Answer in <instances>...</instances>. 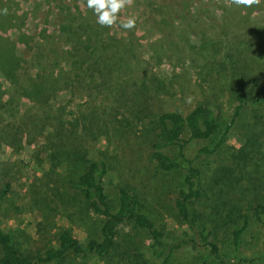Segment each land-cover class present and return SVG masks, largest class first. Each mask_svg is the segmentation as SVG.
Returning a JSON list of instances; mask_svg holds the SVG:
<instances>
[{
	"label": "trees",
	"instance_id": "1",
	"mask_svg": "<svg viewBox=\"0 0 264 264\" xmlns=\"http://www.w3.org/2000/svg\"><path fill=\"white\" fill-rule=\"evenodd\" d=\"M208 1L142 0L154 29L137 32L100 26L86 0L26 12L0 0V264H187V246L204 254L193 264H232L217 246L224 229L234 250L253 224L264 233V0ZM190 141L202 143L193 159ZM7 148L41 170L22 196L33 230L1 228L21 173ZM201 157L224 162L208 183Z\"/></svg>",
	"mask_w": 264,
	"mask_h": 264
},
{
	"label": "rangeland",
	"instance_id": "2",
	"mask_svg": "<svg viewBox=\"0 0 264 264\" xmlns=\"http://www.w3.org/2000/svg\"><path fill=\"white\" fill-rule=\"evenodd\" d=\"M16 1L18 4V11H31L33 7L40 3L41 0H12ZM195 2L200 1H205V0H194ZM213 1V0H211ZM211 1H208V3H211ZM136 2L140 5V7L137 8ZM70 3V2H68ZM142 0H134V3L131 6H128L124 9L121 10L119 13V19L117 21V26L114 24L113 26L109 27L110 30H119L120 26V21L122 19L127 20L124 16L127 15L126 17H134L136 20V26L133 28L137 32H142L146 30V26L148 27H153L152 20L154 17H152L148 12L146 13V16L144 18H141L138 16V12L143 11L144 9L142 8ZM41 7L38 8L35 12L37 15V18L34 20L32 19L31 16L27 15L26 16V21H27V26H26V31L31 32V33H36L40 29V21L43 20L44 18V10L46 8L44 5L41 3ZM207 7H210L209 5H206ZM31 17V18H30ZM52 23V19L50 20ZM31 25V26H29ZM112 28V29H111ZM117 29V30H116ZM112 31V32H115ZM156 33L155 30H153ZM13 30L9 29L7 31V35L12 36L13 35ZM118 35V33L116 34ZM157 36V35H156ZM167 39V38H166ZM145 62L144 63H151L152 58L148 55L145 54ZM175 59V58H172ZM147 68L150 70V67L147 65ZM157 71H161L162 73H166L169 71L167 67L165 66H160V68L156 69ZM76 110V108H75ZM236 137V136H235ZM235 137H230V139L227 140L226 145L227 148H236L238 146L236 138ZM186 139V136H184ZM202 145L201 142L198 141H190L188 142L184 149L183 153L187 159H193L196 155V152L198 148ZM168 153L171 156L176 155V150L175 149H170L168 150ZM112 156H114V159L116 160L117 163L120 164L118 161V155L117 153H111ZM3 158L7 161L10 162L11 166L12 163L14 164V168L19 167V171H21L20 175L17 176V179L15 180V183L13 184V192L11 195L6 197V204H7V210L5 212V218L3 219L1 223V228L2 229H8V228H13L17 227L18 229H22L23 227L26 228V230H33V224L37 220V217L35 216L34 213H27L26 211L24 212L23 209V203L25 201L23 200L22 196L24 195V183H26V180H30L32 176H39L41 170H37L36 167L32 164L30 161V155H29V150L28 152L24 151L23 149L20 151V153L16 155H10V150L7 148L4 151ZM25 162L24 166H21L22 163ZM223 160L220 157H210V158H198L194 161V166L199 169L202 175V182L203 183H208L207 179L210 178V175L216 176L214 172L219 169V166L222 165ZM45 170V169H44ZM149 175V174H148ZM150 180V178H148ZM163 183L166 185V187L172 188V189H177V186H179V183L181 182V175L178 173H174L171 175H167L163 177ZM156 186L158 189H160L158 183L156 182ZM164 186V185H163ZM165 187V186H164ZM161 190V189H160ZM21 196V199H20ZM201 203V201H200ZM213 201L209 200L207 207L212 204ZM17 208V209H16ZM195 209L199 208V204H196L194 206ZM169 220V218H166V221ZM53 223L57 226H63V227H71L67 224V222L57 216L56 218L52 219ZM174 225V222L171 220V222L168 224V226L165 228L169 231V233L175 238L180 237V233L177 227H175V230L170 229V227ZM180 227V226H179ZM72 234L77 237L78 239H83V235L78 231L76 228L71 227ZM182 231V230H181ZM254 237L253 241H250V238L252 239ZM170 241V238L167 240ZM217 246L220 250V254L223 255L226 258L231 259L232 264H247L245 262H238L236 261L237 259H246L247 262L250 261L248 264H264V233L260 229L259 225L253 224L252 227L249 229V231L246 232V234L243 236L241 245L238 247V249L234 250L231 245H230V238L225 233L220 234L217 237ZM199 253V252H198ZM183 255L189 256L187 260V264H193L195 263L199 258L203 257L204 254L199 253V255L196 253L195 250L191 249L190 246L184 247L181 249L180 255L178 256L184 257ZM197 257V258H196ZM262 258L259 261H252L255 258ZM256 260V259H255ZM253 262V263H252ZM256 262V263H255ZM207 264H219L217 261L212 260L209 258L207 260Z\"/></svg>",
	"mask_w": 264,
	"mask_h": 264
},
{
	"label": "clouds",
	"instance_id": "3",
	"mask_svg": "<svg viewBox=\"0 0 264 264\" xmlns=\"http://www.w3.org/2000/svg\"><path fill=\"white\" fill-rule=\"evenodd\" d=\"M86 2L87 7L97 17L96 22L102 27H111L117 23L121 10L131 6L134 0H86ZM231 2L237 6L251 7L258 5L260 0H231ZM120 26L131 30L135 28L136 20L134 17H128L126 22L121 23Z\"/></svg>",
	"mask_w": 264,
	"mask_h": 264
}]
</instances>
